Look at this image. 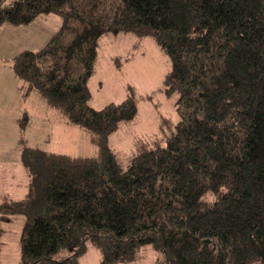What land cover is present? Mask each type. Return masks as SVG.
<instances>
[{
	"label": "trees",
	"instance_id": "trees-1",
	"mask_svg": "<svg viewBox=\"0 0 264 264\" xmlns=\"http://www.w3.org/2000/svg\"><path fill=\"white\" fill-rule=\"evenodd\" d=\"M50 13L59 30L10 68L97 153L22 148L28 191L0 203V224L23 219L19 264H78L87 242L101 264L135 261L146 245L163 254L155 264H264V0H0V31ZM118 32L150 35L167 55L180 117L124 167L107 141L135 117L134 95L96 109L87 83L99 38Z\"/></svg>",
	"mask_w": 264,
	"mask_h": 264
},
{
	"label": "rangeland",
	"instance_id": "rangeland-1",
	"mask_svg": "<svg viewBox=\"0 0 264 264\" xmlns=\"http://www.w3.org/2000/svg\"><path fill=\"white\" fill-rule=\"evenodd\" d=\"M45 20L49 21L45 22ZM55 20H61V18L54 13L39 15L32 21L34 22L32 27L21 33H26L23 37L33 40V37L41 31L43 35L40 36L47 35L49 38L46 42H48L59 30L56 29ZM41 37H39L40 42ZM25 41L24 38H20V26L11 27L6 23L2 25L0 31V203L11 198L16 200L26 191L22 184L26 175L21 173V162L20 185L14 175L18 167L19 153L21 157L24 146L41 147L47 151L63 154L70 153L67 154L70 156L91 155L92 149L95 148L88 137L90 134L88 135V132L78 125L72 124L78 129L71 128L73 136L67 140L62 137L63 132L58 129L52 131L46 127L47 124L43 129L37 127L39 115L32 111L44 107L43 99L39 96L38 100L36 95L29 99L21 97L23 94H20V88L17 85L20 81L17 77L15 78L10 69L11 57L20 51V45ZM169 70L170 61L167 55L150 35L137 36L131 32L105 33L98 40L94 71L87 82L90 90L89 105L100 109L109 103H119L129 93H132L136 100L135 117L121 122L108 136L107 141L108 147L123 167L131 157L140 152L142 147H150L155 143L164 144L167 136L175 130V125L180 118L175 102L177 95L175 93L167 95L164 91V79ZM31 100H34V103ZM21 102L28 111L30 122L18 133L14 113L17 114V109L20 111ZM53 112L56 113L54 122L68 123L67 120L61 119L57 111ZM49 121L48 119L47 122ZM68 139H73L72 144L68 142ZM12 175L15 180L9 178ZM19 191L20 194L17 196L15 193ZM20 216L14 222L8 223L11 225L5 233L7 241L3 239L5 245L2 249L0 248L1 264H19L20 235L23 225V219ZM143 253L144 255L135 261L120 264H155L157 260L163 259V254L152 245H146ZM68 254L67 249H62L56 257L62 258ZM100 260V250L87 242L85 251L77 261L78 264H101Z\"/></svg>",
	"mask_w": 264,
	"mask_h": 264
},
{
	"label": "crops",
	"instance_id": "crops-1",
	"mask_svg": "<svg viewBox=\"0 0 264 264\" xmlns=\"http://www.w3.org/2000/svg\"><path fill=\"white\" fill-rule=\"evenodd\" d=\"M45 15V14H44ZM46 15H48V14H46ZM39 16V15H38ZM37 16V17H38ZM36 19V18H35ZM47 21H49V20H45V22H47ZM55 22H56V29H59V27H60V25H61V20H55ZM33 23L34 22H31L30 24H28V25H22V26H20V38H24L26 41H25V43H23V44H21L20 45V51L22 50V49H25V48H28V49H33V50H37V49H40L41 47H42V45L48 40V36L46 35V36H44V37H41L40 35H43L42 33H41V31H40V34L39 33H37L36 34V36L35 37H33V40H31L30 38H26V37H23V35H25L26 33H21L22 31H27V29H29L30 27H32L31 25H33ZM47 24V23H46ZM11 27H13L12 25H11ZM16 27H18V26H16ZM54 30V29H53ZM45 32V31H44ZM56 32V31H55ZM47 34H49V33H47ZM39 37H41V42L39 41L40 39H39ZM32 44H33V47H32ZM44 46V45H43ZM97 52H98V49H97ZM11 69V68H10ZM12 71V70H11ZM12 74L14 75V73L12 72ZM15 76V75H14ZM15 78H16V76H15ZM20 82H19V84H17L18 86H19V88H20V94L22 95L21 97H28V99H29V97L31 98V96L34 98V96L36 95V97H38L37 99L39 100L40 98H39V96L43 99L42 101L44 102V107H42V109H38L37 111H32V112H36L38 115H39V126L37 125V127L39 128V129H43V127L45 126V124H47V128H49V129H52V131L53 130H59L60 132H63V136L62 137H64V138H66V140H67V138H69V137H71L72 138V136H73V133L71 132V131H73V130H76V129H78L76 126H74V125H72V124H70V122H68L67 124H57L56 122H54V120H56V113H54L53 111H57V113L62 117L61 119H64V120H66V118H65V116H64V114L61 112V110H59V109H56V108H53V107H51L50 105H48V103L46 102V100L40 95V94H38V93H36V92H30V93H28V94H24V92L22 91V81L21 80H19ZM99 85H101V83H99ZM31 102L32 103H34V100H31ZM32 110V109H31ZM20 112V116L18 117V113ZM26 114L27 116H28V111H27V109H25V107L22 105V102L20 103V111L17 109V114H15L14 113V116H16L15 117V125H16V128H17V130H18V133H20V130H19V124H18V121H19V118H21L22 116H23V114ZM29 117V116H28ZM48 119L50 120L49 122H47L48 121ZM29 122H30V118H29ZM65 122V121H64ZM60 125H61V127H60ZM80 127V126H79ZM71 128L73 129V130H71ZM83 129V128H82ZM67 134H69V135H67ZM90 133L88 132V135H89ZM87 135V136H88ZM89 137V139H90V141L92 142V140H91V136L89 135L88 136ZM87 137V138H88ZM69 141V143L70 144H72V140L73 139H68ZM18 142V141H17ZM75 143H77L76 141H75ZM93 143V142H92ZM94 144V143H93ZM95 145V144H94ZM46 150V149H45ZM49 151V150H48ZM49 152H54V153H62V152H55V151H49ZM97 153V147H96V145H95V148H93L92 149V151H91V155H87V154H85V155H82V154H73V156H93V155H95ZM65 154H70V153H65ZM17 159V158H16ZM20 153H19V161H18V167H16V172H15V177L19 180V185H20V169H19V165H20ZM21 166H22V170H21V173L23 174L24 173V176H25V180L23 181L22 180V184H23V189L24 188H26V191L25 192H23L22 194H21V196L20 197H17L16 198V200L17 199H20V198H22V197H24L25 196V194H26V192L28 191V182H29V176H28V172H27V170H26V168L23 166V164L21 163ZM27 172V174H26V172ZM15 177L12 175V176H9V178L10 179H12L13 178V180H15ZM17 196H19V194H20V191L18 192V193H15ZM12 199V198H11ZM17 218V216L13 219V221L12 222H14L15 221V219ZM8 223H11V222H2L1 224H0V226H1V229H2V233H1V236H0V243H1V245H0V248L2 249L3 247H4V245H5V240L7 241V238L5 237L6 236V231L8 230V228H9V226L11 225V224H8ZM3 239H5L4 241H3ZM82 255V254H81ZM79 258V257H78ZM1 262H2V258H1V256H0V264H1ZM101 263V262H100ZM61 264H67V263H61Z\"/></svg>",
	"mask_w": 264,
	"mask_h": 264
}]
</instances>
